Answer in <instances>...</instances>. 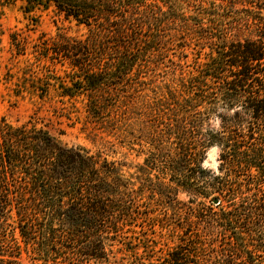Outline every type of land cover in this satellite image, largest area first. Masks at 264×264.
<instances>
[{"label":"trees","instance_id":"16d2710c","mask_svg":"<svg viewBox=\"0 0 264 264\" xmlns=\"http://www.w3.org/2000/svg\"><path fill=\"white\" fill-rule=\"evenodd\" d=\"M21 1L26 13L44 2ZM16 2L0 0V5ZM46 3L54 4L67 19L86 25L89 33L84 39L61 35L53 47L44 40V49L54 54L44 56L68 60L74 74L70 85L52 83L59 77L45 66L42 95L56 85L62 99L83 95L89 117L101 123L122 119L121 103L139 97L145 80L154 77L157 57L177 45L173 27L185 29L187 41L216 45L195 69L187 98L172 103L206 119L219 110L234 111L231 117H220L219 130L210 124L205 133L194 130L187 135L182 130L172 141L180 146L178 156L189 163L194 176L210 147L223 148L220 173L201 169L206 174L203 194L220 201L216 210L208 207L204 215L208 237L196 233L187 246L161 259L135 258L131 264H207L202 257L214 254L226 258L223 264H261L256 262H263L257 260V252L264 244V0H248L250 7L241 11L238 25L230 29L213 27L215 16H220L216 0L209 7L200 1L188 15L184 0L179 5L167 0ZM206 16L214 19L212 26L205 22ZM13 44L23 50L18 35H13ZM149 106L161 109L163 104ZM191 184L194 195L199 189L194 181ZM141 200L117 161L64 144L32 121L13 125L2 120L0 257L6 259L0 264H21L23 251L33 253L40 264H121L127 259L123 251L138 256V245L133 246L136 237L127 242L125 229L136 227L145 204ZM7 226L12 227L11 236Z\"/></svg>","mask_w":264,"mask_h":264},{"label":"rangeland","instance_id":"374dc122","mask_svg":"<svg viewBox=\"0 0 264 264\" xmlns=\"http://www.w3.org/2000/svg\"><path fill=\"white\" fill-rule=\"evenodd\" d=\"M180 1L167 0L175 5H179ZM200 1H205L204 6L209 7L208 3L215 0H184L187 15L190 14L188 11H194V5ZM247 2L216 0V5L220 6V16H215L217 25L213 27L230 29L237 26L241 11L250 7ZM25 6L26 3L21 0L12 5H0V124L2 120L13 125L32 121L64 144L81 146L93 153L100 152L109 160L121 164L125 178L139 192L141 202L145 203L140 208L136 227L125 229L127 242H133L136 237L133 246L138 245V256L123 251L127 259L121 264L136 262L135 258L147 261L149 256L161 259L179 246H187L188 239L196 233L208 237L206 232L209 226L204 215L208 214V207L216 210L217 205L214 204L216 199L212 200L215 196L207 199L203 194V176L206 174L201 169L220 173L223 148L218 145L210 147L198 163V174L194 176L189 163L186 164L178 156L180 146L172 144V141H177L178 138L174 137H179L182 130L189 132L187 135L194 130L205 133L209 124L219 130L220 117H231L234 111L219 110L206 119L205 116L174 107L172 103L175 99L181 102L187 98L192 75H196L195 69L199 62L206 61V54L211 53L216 45L208 40L187 41V33L183 32L185 29L173 27L172 35H178L177 45L169 46L168 51L157 57L154 77L145 80L139 97L136 95L135 100V97L128 98L121 103L123 112L119 116H123L122 119L118 117L113 122L101 123L89 117L83 95L73 100L62 99L57 85L42 95L45 66H50L54 75L59 77L52 83L65 81L70 85L74 74L68 60L53 61L44 56L45 53L54 55L53 50L47 52L44 49V40H48L50 47H53L52 44L61 35L84 39L89 33L88 27L72 18L67 19L54 4H48L46 0L30 13L25 12ZM210 12L214 13L212 10ZM210 12L207 11V14ZM214 19L206 16L205 22L210 21L211 24ZM13 35L23 40L22 51L13 44ZM155 102L163 104L162 108L149 106ZM195 117H198L197 121H194ZM202 119L207 120L206 124H202ZM191 177L195 179L190 180ZM192 181L199 189L194 195L189 190ZM6 231L9 236L13 233L10 226L6 227ZM258 251L257 260L263 262L256 263L264 264V244ZM32 254L23 251L21 264H40ZM202 258L207 264H223L226 261L225 257L216 254ZM5 259L0 257V261Z\"/></svg>","mask_w":264,"mask_h":264},{"label":"water","instance_id":"95a60500","mask_svg":"<svg viewBox=\"0 0 264 264\" xmlns=\"http://www.w3.org/2000/svg\"><path fill=\"white\" fill-rule=\"evenodd\" d=\"M214 204L218 206V205L220 204V201H219L218 199H216V200L214 201Z\"/></svg>","mask_w":264,"mask_h":264}]
</instances>
